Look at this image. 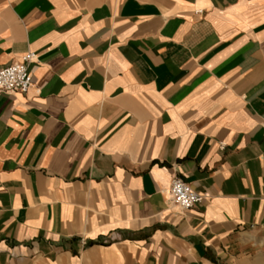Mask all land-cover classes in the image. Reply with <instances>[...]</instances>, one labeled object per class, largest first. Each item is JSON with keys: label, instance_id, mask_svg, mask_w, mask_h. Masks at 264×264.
Listing matches in <instances>:
<instances>
[{"label": "crops", "instance_id": "1", "mask_svg": "<svg viewBox=\"0 0 264 264\" xmlns=\"http://www.w3.org/2000/svg\"><path fill=\"white\" fill-rule=\"evenodd\" d=\"M29 52L0 264H264V0H0V68Z\"/></svg>", "mask_w": 264, "mask_h": 264}, {"label": "built area", "instance_id": "2", "mask_svg": "<svg viewBox=\"0 0 264 264\" xmlns=\"http://www.w3.org/2000/svg\"><path fill=\"white\" fill-rule=\"evenodd\" d=\"M34 60V53L29 52L18 62L0 68V92H26L32 85L29 66ZM172 202L181 210H189L202 200V195L195 191L181 178H174L169 186Z\"/></svg>", "mask_w": 264, "mask_h": 264}]
</instances>
